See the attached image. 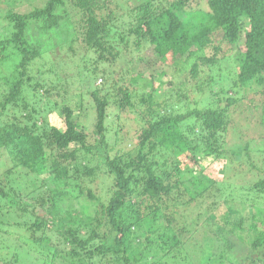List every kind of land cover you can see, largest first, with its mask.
Masks as SVG:
<instances>
[{
	"label": "trees",
	"instance_id": "trees-1",
	"mask_svg": "<svg viewBox=\"0 0 264 264\" xmlns=\"http://www.w3.org/2000/svg\"><path fill=\"white\" fill-rule=\"evenodd\" d=\"M6 4L0 15L8 23V36L0 39V222L8 227L0 237L15 231L11 227L29 233L38 264H192L184 247L203 217L221 251H203L200 264L254 263L264 251V220L248 212L247 200L211 195L218 178L196 154L223 157L239 100L226 93V104H189L194 89L210 98L218 93L204 89L213 80L210 67L228 55L222 43H242L229 80L235 93H264V0H135L124 13L120 0H47L26 11L15 0ZM35 26L41 36L31 41ZM60 31L73 32L60 49L76 68L58 85L50 84L49 73L36 79L31 71L44 57V36L57 43L64 38ZM148 47L165 70L143 83L132 68ZM168 70L171 88L161 100L160 79ZM76 82L90 84L87 102ZM135 122V146L111 154ZM243 149L233 160L240 161L239 173L236 163L223 169L244 181L242 165H249L258 174L249 183L264 196V149L251 151L248 143ZM39 177L57 188L50 198L24 203ZM100 179L105 194L97 192ZM69 198L78 216L62 214L60 202ZM62 239L70 248H60Z\"/></svg>",
	"mask_w": 264,
	"mask_h": 264
},
{
	"label": "rangeland",
	"instance_id": "rangeland-1",
	"mask_svg": "<svg viewBox=\"0 0 264 264\" xmlns=\"http://www.w3.org/2000/svg\"><path fill=\"white\" fill-rule=\"evenodd\" d=\"M9 1V0H8ZM47 0H15V5L20 11H26L27 9H33L37 6H42ZM121 1V10L120 13L126 12V10L129 9L130 5L133 4L135 0H131L129 2L128 0H120ZM8 3V2H7ZM6 0H0V15L1 12H4L6 8ZM8 7V6H7ZM7 22L3 23L0 19V39L8 36L7 33ZM36 27V26H35ZM72 30V28L70 29ZM63 32V31H62ZM58 32L57 35H63V41L57 42V43H49L47 40L49 36L45 35L44 40H42V44L44 46V52L41 59H37L36 62L32 66L31 74L35 76L36 79L40 77L41 75H45L49 73L48 81L54 78V81L50 84H60V79H71L70 74L75 71V64L76 60H71L66 57V54L61 53V49L63 47V43L68 42L73 37V32L67 31ZM29 38L31 41H34L38 36H41V33L38 32L37 27L34 29L32 27L29 31ZM44 35V34H43ZM52 36L55 37V34H52ZM52 38V37H51ZM50 39V38H49ZM63 42V43H62ZM61 43V46H60ZM60 46V47H59ZM78 45L76 44L75 47ZM221 47L224 51L228 52V55L221 59L219 61V64H217L214 67H210V74L212 75V83L208 86L209 88H205L204 90H215L218 93H215L211 98L209 97V94L205 91H197L196 89L193 90V93H191L190 97V104L189 106H194L193 103H197L198 106L204 107L207 106L210 102H213V104H226V93H229L228 95L235 96L239 101L236 103L237 105L231 110V128L228 131L227 134V140H228V147L225 151H223V157L220 160L213 159L215 156L205 157L203 152H197L196 154L199 157H202L203 159L200 161L202 167L204 170L212 175L213 177L218 178V182L214 186V188L211 190L210 194H216L217 197H221L220 200H232L233 203H240L243 200L248 201V212H254L256 216V220L263 221L264 220V196L258 195V193L255 192L253 189V184H250V181H255L258 177V174L256 170L251 169L249 165H242L246 170L244 173L245 180L240 181L239 177L236 175L233 176V171H228L227 168L225 170L223 169V166L225 167H234V164L236 163V170L234 172L239 173L241 169H239V162H233L235 159L236 153L235 150H244V146L248 143L250 146L251 151L252 150H261L264 149V93H255V92H248L244 93L242 89H236L238 93H235V90L231 88L229 80L234 76L235 73V60H234V52L238 51V49L242 48V43H239V45L230 46L229 44L222 43ZM185 54L184 56H186ZM70 56H72L70 54ZM142 59H137L136 62H134L135 65L134 68H132L136 73H139L140 76H138V80L140 82H150L151 80H157L164 72L165 65L161 61L158 60L156 54L154 53L153 47H148L142 54ZM79 58V57H78ZM84 62H82L81 65H83ZM90 63V62H89ZM132 66V67H133ZM77 71V69H76ZM171 71L168 70L167 73H165L161 77V88L159 93L157 94V97H159L161 100L165 99L168 95H166L165 91L168 88H171V85L168 84L172 78H171ZM57 74L62 76V78H59L56 80ZM154 76V78H152ZM141 77V79H140ZM101 78L103 79V76H98L96 82L94 81V84L97 86L102 85ZM140 79V80H139ZM177 79V78H175ZM105 81V79H104ZM175 82H178L175 80ZM75 88L81 87V96H84V101L87 102L89 97V93L86 92L90 84L87 83V85L81 84L79 82H76ZM213 87V88H212ZM221 87H223L224 90L222 91ZM177 88V87H176ZM221 90V91H220ZM70 93L72 90L69 91ZM79 92V91H78ZM62 94H67V91L64 90L61 91ZM74 97V96H73ZM219 97V99H218ZM50 98L49 96L44 99L46 102L47 99ZM57 98V97H56ZM243 98V99H242ZM60 100L61 98L58 97ZM74 104H79L78 99H74ZM194 103V104H195ZM257 106H256V105ZM138 123H133L131 125H128V127L124 128V134L123 136H126L125 142L119 140V145L115 147V150L111 153L114 154L120 150L125 151L128 150L127 147L132 148L135 146V141L137 140L134 133L136 130L139 129ZM198 141V139H192V143L195 144ZM114 143V142H113ZM101 150H104L103 148ZM161 156V155H160ZM104 153H102L99 157L100 162H104ZM248 163V162H247ZM199 169V167H196ZM264 168V167H263ZM2 169V165L0 162V170ZM251 170V171H249ZM24 173V171H22ZM257 175H256V174ZM47 176H43V178H46ZM42 177H39L38 179H35L36 185L39 184L36 188H31L29 191L28 196H26L24 199V203L28 202L31 205L34 204L36 200L40 198H50L52 194H50L51 191L55 190L57 188L56 184L51 183L50 180H46L47 183H44V179ZM108 185V183H107ZM30 186V185H28ZM98 189L97 192L101 194H105V188L106 184L102 183V180L100 179V183H98ZM33 187V186H32ZM21 190L19 193L21 195H25V192L22 193V190H26L27 188H23L21 186ZM33 191V192H32ZM31 193V195H30ZM219 194V195H218ZM30 195V196H29ZM214 196V195H213ZM210 197V201L214 199V197ZM216 199V198H215ZM219 200V198H218ZM209 202V201H208ZM208 202H204V205L202 206L203 210L206 209V204ZM74 200L72 198L64 199V201L60 202L61 205V211H63L62 214L65 216L68 215V212H74L75 215L78 216V208L79 206L73 207ZM39 203L37 202V207ZM33 209V208H32ZM31 209V210H32ZM223 212V208L221 207L218 214H221ZM204 214V213H202ZM201 221H199V225L197 228H199L196 233H194L190 240L187 241V244L184 247L185 253L187 252L188 256L192 264H200V257L203 254V251H206V254L208 252H217L220 253L219 247H216L214 244L215 238L217 237L213 230L212 225H209L207 223H203V217H201ZM80 220V219H79ZM81 221V220H80ZM187 223L189 224V215L188 219H186ZM181 222H183V218L181 219ZM8 221H5V223L0 222V232H3L5 228H7ZM260 223V222H259ZM61 224L59 223L58 226ZM67 225L63 226V229H66ZM15 230L12 233L1 235L0 237V257H4L5 259H9L11 261V264H17V260L19 261L18 264H38L35 262V251H33V248L30 246L32 245L30 243V239H27L29 236L28 234H24V232L16 231V229L12 228L10 230ZM20 234V236L18 235ZM15 235V236H13ZM17 237L18 240L15 239ZM63 241V242H62ZM2 242V243H1ZM18 242L22 243V246L19 245ZM60 248L64 247L66 245L69 247V243L64 242L62 239L59 242ZM70 248V247H69ZM14 254H17V259L13 261L12 258ZM1 260V259H0ZM255 262L252 263V259L248 260L244 264H264V251L259 252L257 256L255 257ZM5 261V260H3ZM170 264H175L174 262H171Z\"/></svg>",
	"mask_w": 264,
	"mask_h": 264
}]
</instances>
